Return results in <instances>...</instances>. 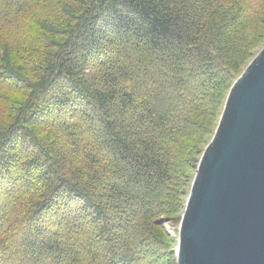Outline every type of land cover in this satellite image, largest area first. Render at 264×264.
Returning a JSON list of instances; mask_svg holds the SVG:
<instances>
[{
  "label": "trees",
  "instance_id": "16d2710c",
  "mask_svg": "<svg viewBox=\"0 0 264 264\" xmlns=\"http://www.w3.org/2000/svg\"><path fill=\"white\" fill-rule=\"evenodd\" d=\"M20 15L66 34L34 39L56 52L27 64ZM260 20L264 0H0V264H162L127 243L124 205L158 204Z\"/></svg>",
  "mask_w": 264,
  "mask_h": 264
},
{
  "label": "water",
  "instance_id": "95a60500",
  "mask_svg": "<svg viewBox=\"0 0 264 264\" xmlns=\"http://www.w3.org/2000/svg\"><path fill=\"white\" fill-rule=\"evenodd\" d=\"M234 73L180 206L175 264H264V42Z\"/></svg>",
  "mask_w": 264,
  "mask_h": 264
},
{
  "label": "rangeland",
  "instance_id": "374dc122",
  "mask_svg": "<svg viewBox=\"0 0 264 264\" xmlns=\"http://www.w3.org/2000/svg\"><path fill=\"white\" fill-rule=\"evenodd\" d=\"M81 7L79 11H76V15L81 13ZM20 19L24 20L21 28L18 32V40L23 44L21 46L22 51L25 53V61L27 62H37L40 61V56H43L45 52H56L57 48L51 46L46 50L42 49L41 43L34 42L35 40H52L56 43H61L63 37L66 34H61L59 36L48 35L43 31L37 29V23L44 20L43 17L28 18L27 15H20ZM74 19V18H72ZM46 21V20H45ZM66 30V29H65ZM256 35L255 43L250 51L246 53L241 58L239 65L233 70L235 72L240 65L246 60L247 56L253 52L256 48L259 47L264 42V20H260L256 24ZM64 31L63 33H65ZM40 36V38H39ZM28 41L32 42L34 47L29 52L26 48ZM0 41V55L3 57L4 50L3 44ZM8 45L14 47L12 40L7 42ZM34 55H37L39 59L34 58ZM19 64L15 62L14 65ZM21 64V63H20ZM24 72V70H21ZM66 88V87H65ZM64 88V90H65ZM226 91V90H225ZM69 94L71 95L70 91ZM224 91L220 92V97L208 107V112L204 115H197L196 120L201 125L200 130L197 134L193 135V132H197L195 127L192 126L191 134L189 136L185 135L179 138L176 148H178L176 154H173L170 161V179L165 184L163 188L162 196L157 200L158 204L153 206H129L125 204V210L132 207L136 208L138 214L133 220H129L131 226V238L128 240L129 246H134L140 254L142 259L148 260H157L162 264H175V232H176V223L177 217L180 211V206L183 204V201L188 191L190 179L192 178L194 165L201 155V152L205 148L211 132L214 128L220 99L222 98ZM69 95V96H70ZM16 97L12 98V101L19 104L21 101V95H15ZM82 107L81 105H78ZM47 118L46 120H50ZM6 123L7 120L2 121ZM88 171V170H87ZM92 173L98 177V173H95L93 170ZM113 211V210H112ZM126 212V211H125ZM113 225H117L120 221L112 220L110 222ZM110 229V226L107 227ZM119 229V228H118ZM117 232V231H114ZM111 236V235H110ZM140 259H138L139 261Z\"/></svg>",
  "mask_w": 264,
  "mask_h": 264
}]
</instances>
